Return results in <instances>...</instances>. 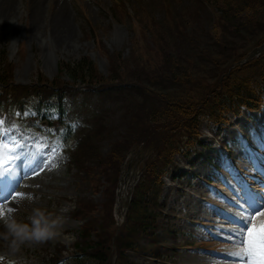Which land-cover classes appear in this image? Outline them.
Returning a JSON list of instances; mask_svg holds the SVG:
<instances>
[{"label": "rangeland", "instance_id": "obj_1", "mask_svg": "<svg viewBox=\"0 0 264 264\" xmlns=\"http://www.w3.org/2000/svg\"><path fill=\"white\" fill-rule=\"evenodd\" d=\"M6 7L5 4L3 6V0H0V72L4 69V66H1L4 62L9 72L7 80L12 81L14 86L27 87L33 81L40 79L48 84L56 82L57 85L64 86L66 92L74 95L66 99V108L68 116H72V122L76 118L73 123L78 126L79 131H72L66 141L55 137L56 143H53L44 130L49 128V121L57 119V116L51 119L39 118V121L46 122V125L38 127L41 131L38 134L25 130L18 115L13 116L10 113L4 118L5 123L10 127L9 138L5 140V145L14 141L18 145L15 155L20 157L24 152L26 153L25 158L22 156L18 161L27 158L26 148L30 149L31 153L34 149L35 157L39 161L38 163L34 161V172L29 176L32 181L25 182L26 178L22 180H13V178V182L8 185L12 190L11 198L14 196L15 200L12 208L2 209L5 214L15 212L20 216H26L34 207L53 211L61 206L70 207L74 203L79 210L76 212L70 210L67 214L69 222L65 225L64 238L73 236L75 241L79 229L87 227L96 235V239L108 236L113 242L115 230L119 231L121 226L118 225L122 222L117 209L121 174L127 173V183L131 190L138 181V171L143 162L133 159L132 153L124 157L119 167L117 156L122 151L120 157L124 154V146L119 144L128 128L132 129L131 134L149 131L145 139L159 146L161 153L154 165L150 166V174L144 178V187L149 191L150 201L143 204L142 210L152 208L153 192L159 190L154 174L155 171H160L166 162L173 159L174 153L171 148L182 147L184 152L190 149L186 153L188 154L186 160L180 156H175L173 159L175 166L172 173L175 171L174 168H177V173L182 172L187 176H181L182 179L174 181L168 177L164 179L165 186L157 201L159 204L164 202V212H169L170 217L163 218L159 224L160 228L155 231L156 235H160L158 240L161 241L167 235L164 231L169 225L166 220L169 219L171 224L177 227L180 235L181 246L177 248L179 253L176 255L172 252L175 254L173 259L176 264H209L213 258L215 260L211 264L234 261L219 257L224 253L217 254V258L212 254L235 249L233 243H226L224 240L234 238L230 236V231L237 226L229 218H226V221L233 222V225H226V221H223L225 218L221 217L212 220L223 222L220 225L228 226V229L221 227L219 223L213 224L207 221V218H211L213 214L207 205L198 200V197L214 202L217 195L213 192L214 186L220 187L222 193H225L224 181L229 183L230 180L232 184L236 182L237 189L238 184L244 180L252 182L254 187L264 191L262 188L264 159L259 155L263 153L259 145L264 143V108L259 114L243 113L236 119H231L229 127H226V132L222 133L219 140L220 143L222 141L226 143L225 147L217 144L206 147L212 145L210 139L216 131L208 127L209 123L203 116L201 118L203 123L197 133L199 140L206 143L205 149L196 144L193 146V143L186 144L188 132L183 128L176 130L173 122L166 119L157 108L167 111V107L161 105L159 98L163 96L160 93L169 92L185 95L184 102L190 99L192 102L189 104L190 108H195L200 115L206 112L204 103L213 98L215 92L218 96L227 93L228 82H235L236 75L233 79L223 80L231 69L225 70V67L220 65L221 62H225L228 59L225 57L231 54H233L231 59L236 60L237 63L245 60L247 58L245 52L252 46V37L247 35L235 41V44L227 50V54L223 51L222 54L212 53L214 52L212 46L215 44L213 37L220 28L216 29L218 24L211 22L216 18L210 20L209 13L213 9L218 12L219 6L216 5L208 10L200 0H118L116 3L114 0H13L12 5ZM221 7L225 9L223 5ZM262 19L261 23L264 21V18ZM62 22L64 24L60 25L63 28L60 34L59 24ZM260 28L257 29L259 30L257 38L264 32ZM160 31L161 34L156 38L154 34ZM54 39L59 42L56 43ZM166 52L172 53L173 57L177 55L183 57L181 60H187L182 62V66H187L185 73L191 77V82L183 81L179 84L181 77L178 75H173L177 79L173 77V80L162 81V76L170 75L169 70L174 69L176 63L172 59L166 62L164 57ZM82 59L92 63L91 67L95 69L98 77L105 81L103 82L105 85L114 83L112 79L116 75L126 82L140 84L143 81L144 86L149 85L148 88L154 91V100L147 96L149 91L140 94L138 85L135 89L123 90L120 99L115 102L112 95L107 97L103 94H91L87 90L84 91L85 94L83 92L79 94V88H70L74 83L68 76L65 66L80 62ZM215 59L218 61L215 62ZM247 64L249 65V62ZM260 65L253 63L244 69L242 74L252 73L254 78L260 76L261 79L255 81L259 85L262 80ZM159 67L163 72L157 71ZM183 70L184 67H180L176 72L182 73ZM76 83L81 85L82 82L77 80ZM29 115L31 113L28 111L25 117ZM194 116H182L178 120L187 123ZM154 118L158 122H155ZM167 125L173 126L168 129ZM189 125L191 126L192 123ZM250 125L252 127H249ZM236 130L244 132L246 138L240 142L236 139L231 140L232 133ZM77 132L78 137L74 135ZM71 137L76 142L78 138L80 139L77 144V148L81 147L78 149L80 153L76 156L77 159H82V154L85 157L82 160L84 173H78L74 168L67 169L65 160L73 144ZM28 144L33 146L26 147L24 152L19 148V145L24 147ZM246 144L253 152L247 153V150H244ZM191 145L193 147H190ZM256 146L258 147L255 148ZM75 147L76 144L74 149ZM228 152L232 155L231 165L226 158ZM31 153L30 157L33 159ZM49 153L52 154V163L46 167L44 162L48 159ZM198 153L207 156V163L204 159L193 163ZM21 161L20 164L23 166L25 162L23 164ZM253 163L254 168H252ZM256 168L258 169L255 170ZM257 172L261 174L260 177L255 175ZM24 182L28 185L22 187ZM19 187L23 191H21L22 195H18L20 193L18 190L15 191ZM218 200L222 201L217 198ZM224 201L230 204L228 197ZM215 206L219 207L218 204ZM244 215L246 216V212ZM197 222L201 223L200 229L195 228L198 226ZM191 231L194 233L193 237H190ZM240 232L234 229L238 241L241 239L237 236ZM74 241L61 242L63 245H60L58 250L56 247L51 248L54 242H48L35 247L27 246L24 251L28 256L36 253L33 259L38 264L40 257L47 264H51V260L59 259L61 256L63 257L61 264H72L70 254L75 252ZM144 243L143 240L131 250L125 251L127 261L132 264H154L143 254V249L150 248ZM114 264H125V261L118 259Z\"/></svg>", "mask_w": 264, "mask_h": 264}, {"label": "trees", "instance_id": "obj_2", "mask_svg": "<svg viewBox=\"0 0 264 264\" xmlns=\"http://www.w3.org/2000/svg\"><path fill=\"white\" fill-rule=\"evenodd\" d=\"M201 3L206 8L212 9L216 5L219 6V11L215 12L213 9L210 14L209 19L212 20L213 18H216L214 21H211L216 26L220 28L217 34L213 37V42L215 43L212 47V53H220L221 51L227 54V50L231 48L235 44V41L241 40L247 35L249 37H252L251 41V48L245 52V57L248 53H250L255 47H258L264 43V32L263 35L257 38L258 35V28H262L264 30V21L261 23L260 20H263L264 18V0H200ZM221 5L225 7L223 10ZM219 13V14H217ZM217 15H220L219 17ZM262 16V17H261ZM175 20V19H174ZM254 22V23H252ZM260 28V29H261ZM161 34V31L154 34L156 38L159 37ZM231 44V45H230ZM169 52V50H168ZM171 53V52H170ZM174 54V53H173ZM176 55V54H175ZM166 62L169 60H175L176 63L174 64V69L170 71V75H164L162 76V81H170L174 79H177L176 76L178 75L181 77L179 84L183 83L185 81L186 83L191 82L192 79L190 76H187L185 71L187 70V66H182V62L185 60H181L183 57H178L177 55L175 57L171 54H168L167 52L164 54ZM178 57V58H177ZM233 57V54L226 56V61L221 62V66L225 67V70L227 68V71L231 69L229 74L225 75L223 77V80L225 81L227 78L235 79L234 83L228 82V90L227 93L218 96V93L215 92L213 95V98L208 99L204 103V106H206L205 109H207L206 112H203V114L200 115L196 111L195 108H190L189 104H192L191 100L188 99V102H184L185 95L183 94H173V93H160L163 96L159 98V101H161V105L166 106L167 111H162V109H158L161 114H164L166 116V119H169V121L173 122L174 128L176 130H179L183 128L185 131L188 132V143H193V146L195 143L201 144V141L199 140V135L197 133V130L199 127H201V123H203V119H201L203 116L206 118V120L214 125H220L223 122H226L225 116L227 114L234 116L238 115L241 111V109L244 107L246 110H256L260 109L261 102H262V94L264 93V66H262V63L264 61V53L258 56L257 58H254L252 61L249 62V65L245 64L243 65H237L238 63L235 62L236 60L231 59ZM187 61V60H186ZM218 61L215 59V62ZM254 65H260L261 67V83L258 85L255 81H258L257 79L260 78L253 77V74L250 73L251 71H248L250 75L242 74V71L248 67H250L252 64ZM1 66H4V69L0 72V86H2V90L0 88L1 94H0V108H1V99L3 98V93L6 92L8 94L16 95V91L20 93L28 92V94L33 95H39V96H48V95H54L57 97V111L59 113L60 118L64 117L66 112V108L64 107L63 103V90L64 86L61 87V85H57L56 82H52V84H48L46 81H43L42 79L36 80L33 87H27V89L22 87H13L11 86V82L8 79L9 72L6 69L7 65L2 62ZM92 66V63L85 62V59H82L80 62H76L73 64H67L65 66L66 72H68V76L70 77L72 83H74V87H82L83 89L90 91L92 93L97 94H103L108 96H114V102L116 100L120 99V96L122 95L123 90H132V88H137L138 85L140 88V94H144V91L147 92V96L154 100V91H151L148 86L143 85V81L140 82V84H136L134 82H126L124 80H120L117 75L114 76V83L111 82L110 85H105L103 82H105L103 79L98 77V74L96 73L95 69ZM237 66V67H236ZM161 67V66H160ZM158 68V72H163L161 68ZM180 67H184L185 70H183L182 73L176 72L177 69ZM231 67V68H230ZM10 68V67H8ZM248 70V69H247ZM226 74V72H224ZM223 73V75H224ZM150 77V75H148ZM108 79V78H107ZM261 79V78H260ZM59 81L58 79H56ZM80 81L82 82L81 85L77 84L76 82ZM98 84V85H97ZM42 85V86H37ZM258 85V87H257ZM106 86V88H104ZM144 86V87H142ZM104 88V89H103ZM149 89V90H148ZM31 90V91H30ZM119 98V99H118ZM113 99V97H112ZM62 102V103H61ZM165 102V103H162ZM204 102V101H203ZM187 104V105H186ZM164 110V108H163ZM197 112V113H196ZM187 114V115H186ZM198 114L199 116H197ZM195 115L190 122H184L179 121L178 119L182 116H191ZM158 118V117H157ZM189 118V117H188ZM155 122H158L157 119L154 118ZM189 123H192L190 126ZM173 125H169L171 128ZM168 125L167 128L169 129ZM174 128L172 130H174ZM153 129V128H152ZM132 129L128 128V131L124 135L123 139L121 140V144H123L124 148V154L120 157L122 152L117 156L118 158V165L120 167V164L122 163L125 155L130 150H143L147 151V155H151V153L154 152V156L152 159L146 160V168L144 170V174L142 176V180L138 183L136 187V191L134 193V196L132 198V201L129 204V207L127 209V213L125 216V221L119 231L115 230V235L113 242H111V237L105 238H98L96 239V235L93 234L88 230L87 227L84 229L81 228L78 235V241L75 243V252L73 254H70L72 264H84L85 262H90V264H114V262L118 259L120 261H125V264H132L130 261H127V257L125 255L126 250H131L134 246L138 245V243L145 241L144 244H147L150 248L143 249V252L146 251V256L150 258H158L161 259L163 254L160 251V247L156 248L154 246L157 242V239L160 238V236L155 234V231L160 228L159 224L162 221L164 217V203L159 204L157 199L159 198V194L162 191V187L164 186L163 183V177L165 175L170 174V169L173 167L174 162L173 159L177 154H182V147H172L174 157L172 160H169L168 163L166 162L163 168L160 171H155V183L157 182V185L159 187V190H155L153 192V200L151 202L152 208H145L142 210L143 204L148 203L149 200V191L145 189L144 187V178L147 174H150V166L154 165V163L157 160V156L161 153L159 146H157L154 143H149L146 138V135L149 134V131H140L137 134L133 133L131 134ZM130 131V133H129ZM190 132H193L192 134ZM147 140V141H146ZM192 146V145H191ZM192 146V147H193ZM81 148V147H80ZM79 148V149H80ZM87 149V148H86ZM85 149V150H86ZM137 150V151H138ZM189 150V148H188ZM81 151H83L81 149ZM80 152L77 151L74 157V168L77 169L79 172H83L84 169L82 168L84 156L81 155L82 159H77V156ZM116 158V156H114ZM89 175V174H88ZM117 178V174H116ZM116 182V181H115ZM115 184V183H114ZM86 226V225H85ZM166 232L172 233L174 235V229L171 227H167ZM172 235V236H173ZM96 239V240H95ZM115 248V252H114ZM90 260V261H87Z\"/></svg>", "mask_w": 264, "mask_h": 264}, {"label": "clouds", "instance_id": "obj_3", "mask_svg": "<svg viewBox=\"0 0 264 264\" xmlns=\"http://www.w3.org/2000/svg\"><path fill=\"white\" fill-rule=\"evenodd\" d=\"M70 210L68 206L53 211L34 207L26 216L15 212L0 216V257L3 258L0 264H35L24 251L27 246L73 242V236L64 238Z\"/></svg>", "mask_w": 264, "mask_h": 264}, {"label": "bare ground", "instance_id": "obj_4", "mask_svg": "<svg viewBox=\"0 0 264 264\" xmlns=\"http://www.w3.org/2000/svg\"><path fill=\"white\" fill-rule=\"evenodd\" d=\"M12 3H13V0H3V6L5 4L7 6L6 8H8L10 5H12ZM37 7L39 8V5H37ZM61 24H64V22L59 24V29L61 30L60 34L62 32V29H63V28H61L62 26H60ZM55 42L57 43L59 41L55 40ZM25 151H28L27 152L28 153L27 154L28 155L27 158L23 159V161H21V159H20L21 163L25 162V164L23 163L24 165L22 166V164H20V161H18V159H16L13 163L9 164L7 166V168H10L11 171H10V173H8L7 176L3 175L2 180H1L2 182H0V185L2 186V187H0V208H2V209H8V208H12L14 206L15 197L13 196L11 198L12 190H11V187H8V185L11 182H13L12 181L13 178H14L13 180H22V179L26 178L25 182L26 181H29V182L32 181V179L29 176L32 175L33 172H34V170H33V168H34V160L32 159V157H30L31 150L26 148ZM25 182L23 184H25ZM17 190H18V188H16L15 191L17 192ZM128 192H129V185H127L125 180H123L121 182V191H120V195H119V204H120V206L124 204V202H125V200L127 198ZM229 203H230V199H229ZM213 208H214V212L219 213L218 215H220L221 218H225V220H227L226 218H229V220L230 219L233 220L234 223H243L242 221H239V220L235 221L232 217L228 216L222 208H220L218 206H215ZM247 216H250V214L246 212V216L245 217H247ZM216 221H218V220H216ZM237 236L239 238H242L243 233L240 232V233L237 234ZM241 251H242V249L238 248V249H235V250H232V251H228V252H226L224 254H220L219 257H221L222 259L237 260V259H239V256H237V254H239ZM231 263L232 262H224V263H221V264H231Z\"/></svg>", "mask_w": 264, "mask_h": 264}, {"label": "snow or ice", "instance_id": "obj_5", "mask_svg": "<svg viewBox=\"0 0 264 264\" xmlns=\"http://www.w3.org/2000/svg\"><path fill=\"white\" fill-rule=\"evenodd\" d=\"M18 151V145L13 141L7 145V152H5V143L3 137L0 136V175L6 174L7 171H11L7 166L13 163L16 159H19L15 153ZM18 195H22L18 193ZM11 211V209H9ZM5 212L0 208V216ZM248 224L247 231L245 233V251L244 255H247L250 260V264H264V212H257L250 216L245 217ZM0 257V261H2Z\"/></svg>", "mask_w": 264, "mask_h": 264}, {"label": "water", "instance_id": "obj_6", "mask_svg": "<svg viewBox=\"0 0 264 264\" xmlns=\"http://www.w3.org/2000/svg\"><path fill=\"white\" fill-rule=\"evenodd\" d=\"M262 51H264V45L262 47L258 48V49H255L254 51H252L246 60H249V59L253 58L254 56H256L259 53H261Z\"/></svg>", "mask_w": 264, "mask_h": 264}]
</instances>
